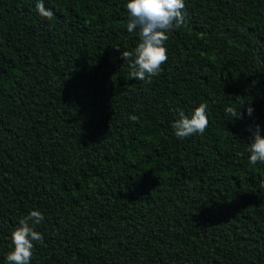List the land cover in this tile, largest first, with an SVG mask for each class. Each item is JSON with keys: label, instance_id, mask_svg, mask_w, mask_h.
<instances>
[{"label": "trees", "instance_id": "16d2710c", "mask_svg": "<svg viewBox=\"0 0 264 264\" xmlns=\"http://www.w3.org/2000/svg\"><path fill=\"white\" fill-rule=\"evenodd\" d=\"M36 3L0 0V264L33 209L30 264H264V0H184L150 82L117 50L140 42L127 0Z\"/></svg>", "mask_w": 264, "mask_h": 264}, {"label": "clouds", "instance_id": "9594fccd", "mask_svg": "<svg viewBox=\"0 0 264 264\" xmlns=\"http://www.w3.org/2000/svg\"><path fill=\"white\" fill-rule=\"evenodd\" d=\"M38 13L47 19H51L53 12L45 8L44 0H37L35 5ZM126 8L129 13L127 21V31L134 33L139 30V43L135 48V53L131 51H121V58L129 60L135 55L131 67L135 69L131 75L141 81L150 82L151 78L161 71V65L167 59V49L165 42L169 39V33L180 28L185 23L184 0H127ZM205 104L195 107L190 116L185 115L181 110L179 118L172 123L174 133L178 138H186L193 134H203L208 126ZM253 108H247V113L251 115ZM227 112L235 118H242L238 109L228 108ZM129 119L135 121L137 117L130 115ZM250 142L248 146V160L251 165L264 162V135L261 134L260 126L250 127ZM44 219V215L39 210H31L28 215L20 219L19 224L11 232L12 249L6 256L8 264H30L34 241L43 243V235L30 226L39 224Z\"/></svg>", "mask_w": 264, "mask_h": 264}]
</instances>
